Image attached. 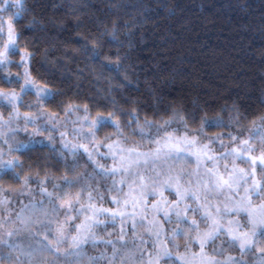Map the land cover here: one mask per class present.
Wrapping results in <instances>:
<instances>
[{
    "label": "snow or ice",
    "instance_id": "1",
    "mask_svg": "<svg viewBox=\"0 0 264 264\" xmlns=\"http://www.w3.org/2000/svg\"><path fill=\"white\" fill-rule=\"evenodd\" d=\"M11 9L14 11L8 16L6 33L5 20L0 15V41H3L0 66L12 63L10 54L19 51L14 22L24 11L23 0H0V13ZM98 47L95 45L92 48L93 54H98ZM32 56L33 53L25 49L17 62L24 69L22 74H15L17 83L23 79L20 91H0V101L13 109L7 118L0 112V129L9 127L15 132L16 129L10 125L21 116L26 125H35L41 117H46V123L58 119L57 113L43 108H38L36 113L19 111L25 94L34 93L37 104H43L54 96L53 90L46 84H38L32 78L28 67ZM115 63L120 66L119 57ZM12 77L9 72L7 78ZM110 103L111 111L97 112L94 117L88 114V104L67 103L65 116L83 108L85 115L78 118L81 126L74 128L73 132L87 142H63V147L69 150L70 159L62 152L58 153L64 166L63 174L58 177L48 171L41 177L39 170L21 175L17 171L23 167L19 157L5 159L14 148L18 151L27 147L28 142L16 141L14 145L9 144L7 151L0 147V173H10L14 180L21 182L18 189L5 188L0 184V213L8 212L11 217L9 195L13 197V203L17 196L27 194L30 197L29 202L21 204L15 214V221L23 227L7 231L11 242L0 235V244L13 251L20 249L21 254L28 258V264H32L37 252L79 258L84 255L85 245L95 247L98 241L111 245L112 255L107 257L102 252L100 257H88L87 264H98L101 259L107 260V264H116L117 257H121L119 264H127L128 257L123 254L127 252L129 240L139 241L132 245L135 250L132 255L139 253L136 264H160L165 257L173 256L179 264H240L231 255L225 260H217L209 253L210 245H213L212 252L219 250L215 242L223 235L230 246L240 249L241 258L244 253L256 249L262 254L260 264H264V247H260L264 244V114L251 120V126L245 128L240 124L242 113L233 105L236 115L230 117L228 127L240 126L234 131L208 135L206 125L219 127L223 124L219 116L212 120L203 117L199 126L192 128L189 118L175 109L167 118L157 120L145 116L141 121L138 108L128 111L118 109L114 99ZM156 108L153 105L154 115H159ZM117 111L128 117L123 123L131 129V135L125 133ZM197 119L195 115L191 117L193 123ZM108 126L114 127L115 131L106 132L104 139H98L97 132ZM21 130L28 131L27 127ZM5 135L0 131V137ZM31 135H43L39 125L33 128ZM60 135L63 137L65 133ZM136 136H139L138 140L134 139ZM46 138L49 141L53 139L51 135ZM4 143L8 144V140ZM100 145L107 152L98 155L110 158V165L96 158L94 149ZM214 145L221 150L218 151ZM80 150L87 157L84 163H81L84 157ZM89 162L93 166L91 173L87 171ZM81 168L84 170L80 171ZM97 171L102 175L120 177L119 180L113 179L106 189L110 202L115 205L113 208L97 203L105 198V193L99 192L90 183ZM49 181L53 191L46 186ZM30 182L39 186L40 201L31 198L33 190L29 187ZM165 192L175 198L169 200ZM150 196L154 202L149 201ZM44 197L47 198L46 203ZM217 197L223 199L217 201ZM161 214L163 220L160 219ZM101 216L104 219H100ZM165 221L175 223V227L165 232ZM8 222L0 216V226ZM117 222L119 232L116 239L104 240L97 235L99 225L111 223L116 228ZM129 225L131 237L128 236ZM33 226H38V230L32 231ZM141 228L143 231L139 230ZM24 231L28 232V239L34 241L35 247L32 243L26 246L17 244L15 238ZM107 235L111 237L113 234L109 232ZM62 244L69 245L63 253L59 247ZM2 252L3 249H0ZM8 255L11 257V252ZM17 260L18 264H22L19 257Z\"/></svg>",
    "mask_w": 264,
    "mask_h": 264
},
{
    "label": "trees",
    "instance_id": "2",
    "mask_svg": "<svg viewBox=\"0 0 264 264\" xmlns=\"http://www.w3.org/2000/svg\"><path fill=\"white\" fill-rule=\"evenodd\" d=\"M59 2L61 6L55 7ZM23 7L22 15L14 22L19 51L10 54L12 63L0 66V89L20 91L23 79L17 83L15 74L23 73L17 62L27 49L33 53L28 65L32 78L38 84H46L54 96L37 104L34 93L25 94L19 106L21 113H35L43 108L65 116L64 108L72 102L88 104V114L94 117L97 112L111 111L110 101L114 99L118 109L138 108L141 121L145 116L167 118L175 109L186 115L190 127L195 128L203 117L212 120L219 116L223 124L206 125L208 135L234 131L240 126L228 127L230 117L236 115L233 105L242 113L240 124L245 128L264 114V0H23ZM12 11L0 13L5 20V33ZM95 45H99L98 54L91 51ZM118 57L119 67L115 63ZM9 72L12 78H7ZM153 105L159 115H154ZM79 110L84 113L83 108ZM193 115L198 117L195 123L191 121ZM117 116L125 133L131 135V129L123 123L128 117L119 111ZM114 131V127L108 126L97 135L104 137L106 132ZM56 139L24 137L27 147L15 150L23 166L17 171L27 175L39 170L41 177L45 171L57 177L62 175L64 166L58 155L62 150ZM0 176V184L5 188H20L21 182L10 173ZM51 184H46L49 191H53ZM98 184L96 189L105 187L106 192V184ZM29 187L33 190L31 198L40 201L39 186L30 182ZM8 198L12 215L9 218L8 212L0 213L9 220L0 226V235L11 242L6 233L23 227L15 221V214L30 197L17 196L14 203L11 195ZM43 199L46 203L47 198ZM97 203L115 207L107 192L104 200ZM128 228L131 237L130 225ZM36 230L38 226H33L32 231ZM96 231L104 240L116 239L119 223L116 228L111 223L99 225ZM15 239L22 246L32 243L35 247L27 231ZM133 243L139 241L129 240L123 254L128 257L127 264H136L139 257V253L132 255ZM59 247L61 253L69 248ZM0 249V264H18L17 257L22 264H28L20 249L13 251L2 244ZM102 252L111 257L112 246L103 241L95 247L87 244L84 255L73 256L70 263V255L37 252L32 264H87L88 257H100ZM172 258L175 256L165 257L160 264H175ZM120 259L117 257L116 264ZM98 264H107V260L101 259Z\"/></svg>",
    "mask_w": 264,
    "mask_h": 264
},
{
    "label": "rangeland",
    "instance_id": "3",
    "mask_svg": "<svg viewBox=\"0 0 264 264\" xmlns=\"http://www.w3.org/2000/svg\"><path fill=\"white\" fill-rule=\"evenodd\" d=\"M55 7H60L61 6V2H59V4L54 5ZM0 91H5V92H10L8 90H2L0 89ZM13 111L12 107L10 105H8L7 103L0 101V112L3 113L4 117L7 118L8 114L11 113ZM33 113V112H32ZM36 113V112H35ZM85 114H82V111H75L72 112L70 114H68L67 116H58L57 120L51 121L46 123V117H41L39 120H37L36 124H25L23 116L20 117L19 120L14 121L10 127L16 129L15 132H12L9 130V127H5L3 129H0V131H3L4 133H6L5 136L0 137V147H2L5 151H7L9 144H15L16 141H23L24 137L26 138H31L32 135V130L33 128H35L37 125H39L40 127V132L43 133V135H35L34 137L36 139H41V140H45L47 135L53 134L52 137L53 139H56L57 142L60 145V148L62 150V153L65 154L66 156H70L69 150L65 149L63 147V142L64 141H70L72 143H85L87 142L86 140H84L83 138L77 136L74 134L73 129L74 128H79L81 126L80 121L78 118L83 117ZM75 122V123H74ZM55 125V126H53ZM84 129L85 132L87 130V124L85 123L84 125ZM27 127L28 131H23L21 129ZM61 133H65V135L62 137L60 134ZM245 135H247L245 133ZM56 137V138H55ZM98 139H104V137H99L97 135ZM21 139V140H20ZM113 139H115V137H113ZM134 139H139V136L134 137ZM225 142H227V138H225ZM8 140V144H5L4 141ZM109 141H105V143H107ZM214 147H216V149L218 151H220L221 149H219L218 145H214ZM94 152L97 153L96 158L99 159L101 162L107 163V164H111V160L110 158L104 157V156H100L98 155V153H104L107 152V149L103 146L100 145L98 148L94 149ZM80 154L81 156L84 157V159L81 161V163H84L87 161V157L83 154V151L80 150ZM11 156H17L15 153V148L13 149L12 153L10 155H6L5 159L11 158ZM70 158V157H69ZM243 166V165H241ZM81 170H84L83 168H81ZM89 172L91 173L93 171V166L90 164L89 162V167H88ZM94 179L91 178L90 183L91 185L96 188V185L99 182H102V184H98V186H101L103 184H106V189L108 187L111 186L112 180L116 179L119 180L120 177L116 176V177H112L111 175H102L100 174L98 171L96 174L93 175ZM97 183V184H96ZM36 186V185H33ZM104 186V185H103ZM97 190L101 193H105V187L100 188L98 187ZM125 191H127V188L125 187ZM35 195H37L38 193H34ZM165 195L168 196L169 200L174 199L175 197L172 195H169L168 192H165ZM217 201L223 199V197H217L216 198ZM149 201L150 202H154V198L153 197H149ZM244 214L242 213L241 216H243ZM149 219H151V216H149ZM160 219L163 220V216L161 214ZM175 220V217L173 216V221ZM175 227V223H169V222H164V229L165 230H169L170 228ZM140 231H143V229H139ZM150 243V242H149ZM61 247L64 248L65 246V250L69 247L68 244H62L60 245ZM215 247H217L219 250L216 252H212V248L213 245H210L208 248V251L210 254L214 255L216 257L217 260H225L227 256L231 255L233 257H235L238 261H240V264H260V261L262 259V254L259 253L256 249H253L251 251H248L246 253L243 254V257L241 258L242 254L240 249L237 246H230L228 243V239L226 236H220L216 242H215ZM260 247H264V244L260 245ZM183 250V248H182ZM181 250V251H182ZM233 250V251H231ZM234 251L237 254H234ZM173 262L175 264H179L178 261H176L175 258H172ZM71 261H74V257L73 256H69L68 258V263H70Z\"/></svg>",
    "mask_w": 264,
    "mask_h": 264
}]
</instances>
